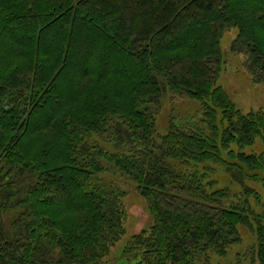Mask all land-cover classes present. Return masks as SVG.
Segmentation results:
<instances>
[{
    "label": "trees",
    "instance_id": "obj_1",
    "mask_svg": "<svg viewBox=\"0 0 264 264\" xmlns=\"http://www.w3.org/2000/svg\"><path fill=\"white\" fill-rule=\"evenodd\" d=\"M229 27L264 80V0H0V264L103 262L125 232L109 171L146 199L124 249L144 264H194L222 226L238 238L245 209L221 208L213 173L264 115L217 84ZM165 94L194 100L197 123L173 113L159 134Z\"/></svg>",
    "mask_w": 264,
    "mask_h": 264
},
{
    "label": "rangeland",
    "instance_id": "obj_2",
    "mask_svg": "<svg viewBox=\"0 0 264 264\" xmlns=\"http://www.w3.org/2000/svg\"><path fill=\"white\" fill-rule=\"evenodd\" d=\"M5 33L8 34L7 31ZM236 34L237 28L229 27L220 38L223 63L217 84L242 113L264 115V80L258 81L250 74L246 65V52L231 50ZM197 107L194 100L185 96L172 97L165 94L162 107L155 118L157 131L163 134L168 130V119L173 113L181 116L185 121L182 123H197L191 116L195 113L189 114ZM231 151L228 155L226 152L222 153L227 155V162L219 163L213 173L217 179L215 187L225 186L229 192L221 208L245 209L246 218L238 223L239 235L234 241L229 237L233 236L230 229L222 226L217 234L220 247H212L215 250L198 258L194 264H264V130L256 134L249 145L240 149L232 145ZM249 155L251 158L258 157V162L253 167H246L247 160L244 157ZM104 175L118 183L124 191L121 202L126 212L123 221L125 232L99 264H144L138 254L125 252L124 249L131 235L146 228L150 220L146 199L137 191L136 183L130 178L112 171ZM228 212L232 211L222 212V215ZM220 237H228L224 245L220 243Z\"/></svg>",
    "mask_w": 264,
    "mask_h": 264
}]
</instances>
